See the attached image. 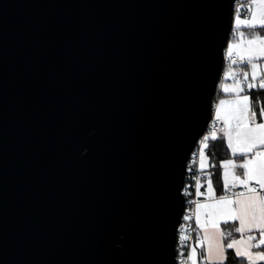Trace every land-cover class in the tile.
<instances>
[{
  "label": "water",
  "instance_id": "95a60500",
  "mask_svg": "<svg viewBox=\"0 0 264 264\" xmlns=\"http://www.w3.org/2000/svg\"><path fill=\"white\" fill-rule=\"evenodd\" d=\"M234 1L0 0V264H178Z\"/></svg>",
  "mask_w": 264,
  "mask_h": 264
},
{
  "label": "snow or ice",
  "instance_id": "6c2138e0",
  "mask_svg": "<svg viewBox=\"0 0 264 264\" xmlns=\"http://www.w3.org/2000/svg\"><path fill=\"white\" fill-rule=\"evenodd\" d=\"M259 9V20L256 13L252 12L253 5H249L248 12L252 19L241 20L237 15L236 23L239 27L244 25L255 29L258 25L264 27V0H258L255 5ZM244 34L239 33L238 38L243 39ZM259 42L261 47L257 54L251 52L239 54L238 59L233 63H244L251 68V72H242V80H235L236 87L229 89L223 87L224 93L234 94V99L219 101V105L228 104L227 118L224 120L226 129L221 131L227 137L228 148L234 158L242 160L237 163L236 159L222 161L223 176L221 181L222 192L219 199L215 198V191L210 179L207 180L206 191L199 192L200 185L197 184V195L206 196L209 203L201 204L196 202V222L203 231V235L198 238L197 245L201 249L199 257L201 264H226V250H234L235 255L245 258L247 264H255L256 260H264V252L257 251L253 254L252 249L264 247V100L257 96L255 99L251 95V90L259 88L264 90V73H258V65L255 61L264 57V39L255 35L254 39L248 40L251 45ZM237 45L228 46V55L231 58L233 48ZM235 76L236 74H232ZM249 76L251 80L249 81ZM257 110L261 122H257ZM217 118L220 116L217 108ZM216 134L211 135V139H216ZM209 137H205L207 142ZM207 143L202 145L201 157H204L203 149ZM206 165L202 162L201 169ZM237 169L240 173L237 174ZM255 182L253 185L250 182ZM242 187V191L233 192L232 189ZM205 210L206 219L201 222L199 210ZM189 219V217H185ZM225 225L237 222L238 226L224 231L220 228V223ZM211 230V234H210ZM256 233L254 235L253 233ZM238 236L239 238H235ZM187 240L188 237H183ZM228 242L225 244L224 241ZM206 245V251L204 250ZM243 245V248H241ZM213 248L217 255H212ZM198 247L194 246L187 255L186 264H197Z\"/></svg>",
  "mask_w": 264,
  "mask_h": 264
},
{
  "label": "built area",
  "instance_id": "2783aa9c",
  "mask_svg": "<svg viewBox=\"0 0 264 264\" xmlns=\"http://www.w3.org/2000/svg\"><path fill=\"white\" fill-rule=\"evenodd\" d=\"M253 0H235L234 1V15L240 14L242 16H246L249 14L248 7L252 5ZM238 59L236 55H232L230 58L228 55L227 48L225 49V58H224V71L228 67H231L233 64V60ZM215 106V105H214ZM226 125L224 120L220 117L217 118L215 114H213L211 120L209 121L207 128L202 136L197 140L194 149L192 150L190 157L187 161V172L185 178V184L183 187V194L186 200V207L184 214L182 216V220L178 227L177 232V254H178V264H186L187 255L192 247L196 244L197 237L199 235V228L196 223V202L199 201L197 196V184L201 185V183L208 180L209 175H211V169L214 167V163L211 162L209 164L208 169H201V161L202 157L200 155L202 150V145L207 143V147L203 149L204 155L210 154L213 146V139H211V135L213 133L219 134L222 129H225ZM205 137H209L208 141L205 142ZM253 185L254 182H251ZM242 187H237L236 189H232L233 192L242 191ZM222 194H224L222 192ZM185 217H189V219H185ZM187 236L188 239L184 240L183 237Z\"/></svg>",
  "mask_w": 264,
  "mask_h": 264
},
{
  "label": "crops",
  "instance_id": "0c3cea01",
  "mask_svg": "<svg viewBox=\"0 0 264 264\" xmlns=\"http://www.w3.org/2000/svg\"><path fill=\"white\" fill-rule=\"evenodd\" d=\"M258 2V0H253L252 2V12H254L255 8H256V3ZM246 17H248V20H251L252 19V16H251V13H249L248 15H246ZM261 26H257L256 28H260ZM239 30H242L243 34H244V37L247 38L246 39V47L249 46V44L247 43L248 40L250 39H254V36L255 35H258L260 36L262 39H264V33L263 32H258V31H253L252 28H248L246 26L244 27H236L234 26L233 27V34H231V37H230V40H229V43L230 41H234L235 43L237 42L238 40V31ZM229 43H228V46H229ZM234 43V44H235ZM228 46H227V51H228ZM240 46H243L240 44ZM261 45L259 42H255L253 44L250 45V49L249 51L253 54H257L259 49H260ZM240 51L243 53V54H247L245 53L244 50L240 49ZM236 52L234 51L233 52V55H235ZM239 54V53H237ZM259 60H264V57H261ZM236 66H233V68L237 71V67H241V68H244L245 69V64L244 63H238V64H235ZM238 65V66H237ZM240 65V66H239ZM228 69V68H227ZM247 69V68H246ZM224 75V74H223ZM222 78H224L223 80L221 79L220 81V85H221V89H223V87H228L229 89H232L234 88L235 86V81H232L230 79H226V77L222 76ZM220 85H219V89H220ZM224 94V92L222 91V95ZM225 94H228V95H233V94H229V93H225ZM234 99V96H230ZM218 104H217V103ZM216 104L218 105L219 107V111H220V118L225 120L227 118V111L228 109H222L221 105H219V101H215V106H214V110L216 108ZM216 115V114H215ZM257 122H261V118L259 116V114H257ZM226 129V128H225ZM216 139H220L222 142H224V145L226 147V151H225V147L221 150V155H223L222 157H219L218 161H213L211 159V153L210 154H206L204 155L201 163L203 162L206 167L204 169H208L209 168V164L211 162L214 163V167L211 169V175H210V179H211V182H212V185H213V188H214V191H215V198L216 199H219L220 195H222V187H221V181H222V176H223V168L221 167V163L222 161L224 160H227V159H236L232 156L231 154V150L228 148V144H227V137L226 135L224 134V132L222 131L221 133H219L218 135H216ZM236 162L237 163H240L242 162V160L240 159H236ZM214 171H217V174H218V177L216 178L213 173ZM240 173V170L237 169V174ZM254 182V181H253ZM251 183V182H250ZM255 183V182H254ZM206 184H207V180L203 183H201L200 185V188H199V192L200 193H204L206 191ZM239 187V186H238ZM198 196V199H199V202L201 204L203 203H209L210 201L207 200L206 196H203V195H197ZM196 216H197V210H196ZM199 218L201 220V222H203L205 219H206V216H205V210L204 209H200L199 210ZM197 223V222H196ZM198 228H199V235L197 237V240L199 237H201L203 235V231L201 230V228L199 227V225L197 224ZM234 226H238L237 222H231L227 225H225L223 222L220 223V228L221 230H224V231H227L229 229H231L232 227ZM210 234H211V230H210ZM254 235H256V233L254 232L253 233ZM235 238H239L238 236H236ZM228 241H224V243L226 244ZM196 247H198V255H197V264H201V261H200V257H199V252L201 251V249L199 248V246L197 245V241H196V244L194 245ZM241 248H243V245H241ZM204 250L206 251V245H205V248ZM227 251V250H226ZM253 251V254H255V252L257 251H260V252H264V247L260 248V249H252ZM212 255L213 257L215 258L216 255H217V252H216V249L213 248V251H212ZM264 262V260H256L255 263H262Z\"/></svg>",
  "mask_w": 264,
  "mask_h": 264
},
{
  "label": "rangeland",
  "instance_id": "374dc122",
  "mask_svg": "<svg viewBox=\"0 0 264 264\" xmlns=\"http://www.w3.org/2000/svg\"><path fill=\"white\" fill-rule=\"evenodd\" d=\"M253 13H256V19L257 20H259V18H260V16H259V9L256 7L255 8V10H254V12ZM237 15H239V17H240V19L241 20H248V17H246V16H242V15H240V14H236L235 15V18H234V26H236V27H238L237 26V23H236V18H237ZM249 21H251V20H249ZM259 26V25H258ZM239 27H244V25H240ZM239 33H243L242 32V30H239L238 31V36H239ZM246 39L247 38H245L244 36H243V39H239L238 38V40H237V42L235 43L234 41H230V43H229V45H237V47H235V48H233V52L235 51L236 52V56L238 57V55L239 54H242V52L240 51V49H242V50H244L245 51V53H249L250 51H249V49H250V45L249 46H247L246 47ZM235 43V44H234ZM240 44L241 45H243V46H240ZM251 50V49H250ZM237 53H239V54H237ZM255 63H257V65H258V68H257V72L258 73H264V60H257V61H255ZM233 66H236L235 64H233L231 67H229L228 69H226L225 70V72H224V75H223V77L225 76L226 77V79L228 80V79H230V80H232V81H235V80H242L243 78H242V76H240L239 74L240 73H242V72H245V71H247V72H251V68L250 67H245V69L244 68H241V67H237L238 69H237V71L233 68ZM238 66V65H237ZM240 66V65H239ZM247 68V69H246ZM232 74H236L235 76H233ZM224 78H222V80H223ZM251 80V76H249V81ZM235 87H236V84L234 85ZM217 96H216V100L217 101H220L221 99H223V100H232L233 98L232 97H230V96H234V94L233 95H228V94H223L222 95V89H221V85H220V89H219V91H218V93L216 94ZM235 98V97H234ZM217 103V102H216ZM218 104V103H217ZM216 104V108H215V110H214V114H216L217 113V108H218V105ZM221 107H222V109H228L229 108V105L228 104H225V105H221ZM228 112V111H227ZM217 116V115H216ZM220 117V116H219ZM216 135H218V134H216Z\"/></svg>",
  "mask_w": 264,
  "mask_h": 264
},
{
  "label": "trees",
  "instance_id": "16d2710c",
  "mask_svg": "<svg viewBox=\"0 0 264 264\" xmlns=\"http://www.w3.org/2000/svg\"><path fill=\"white\" fill-rule=\"evenodd\" d=\"M253 31H258V32H263L264 33V27H260V28H255L252 29ZM233 34V32H232ZM229 68V67H228ZM220 85V83H219ZM219 85L217 88V92L219 91ZM213 97V105H215V101H216V95ZM251 95L253 96V98L255 99L257 96L260 97V99L264 100V90H261L259 88H255L251 90ZM257 114H259V111L257 110ZM225 147L224 142H222L220 139H213V146H212V151H211V159L214 161H218L219 157H222L223 155H221V150ZM225 151H226V147H225ZM213 175L217 178L218 174L217 171H214ZM227 241V240H226ZM226 255H227V261L226 264H247V261L245 258L242 257H238L235 255L234 250H227L226 251ZM255 264H264V262L262 263H255Z\"/></svg>",
  "mask_w": 264,
  "mask_h": 264
}]
</instances>
